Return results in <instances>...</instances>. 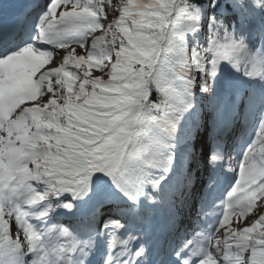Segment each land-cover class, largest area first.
Wrapping results in <instances>:
<instances>
[{"label": "snow or ice", "instance_id": "snow-or-ice-1", "mask_svg": "<svg viewBox=\"0 0 264 264\" xmlns=\"http://www.w3.org/2000/svg\"><path fill=\"white\" fill-rule=\"evenodd\" d=\"M261 201L264 0H0V264H264Z\"/></svg>", "mask_w": 264, "mask_h": 264}, {"label": "rangeland", "instance_id": "rangeland-1", "mask_svg": "<svg viewBox=\"0 0 264 264\" xmlns=\"http://www.w3.org/2000/svg\"><path fill=\"white\" fill-rule=\"evenodd\" d=\"M71 47H75L77 54H80L81 49L79 47H77L76 45H72ZM64 51L65 50H60V55H58L56 57L57 62H60L61 61L62 55H63ZM92 74L94 76H96V75H102V73H100L99 70H97V69H93L92 70ZM260 203H264V201H261ZM258 211L259 210L257 209L256 211L248 214L247 217H245V218H243L241 220H236L235 218H233V224H232L233 228L238 227V226L239 227H244V226L248 225L251 221H254L257 218ZM221 232H223V229H221ZM217 235H219V234H217Z\"/></svg>", "mask_w": 264, "mask_h": 264}]
</instances>
